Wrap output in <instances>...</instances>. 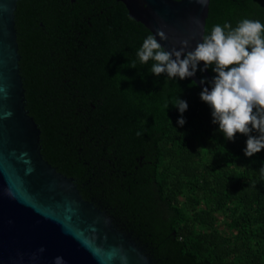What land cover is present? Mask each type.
Masks as SVG:
<instances>
[{
  "label": "trees",
  "instance_id": "trees-1",
  "mask_svg": "<svg viewBox=\"0 0 264 264\" xmlns=\"http://www.w3.org/2000/svg\"><path fill=\"white\" fill-rule=\"evenodd\" d=\"M14 13L25 108L43 158L156 264H264V181L252 184L264 149L245 156L243 134L226 140L189 77L154 75L151 60L131 66L149 31L123 3L18 0ZM245 16L264 20V0H209L204 30ZM177 94L188 102L182 126L171 102L165 108ZM196 142L211 162L204 170ZM176 158L193 178L190 212L178 200ZM233 201L232 237L193 227L213 226V213Z\"/></svg>",
  "mask_w": 264,
  "mask_h": 264
},
{
  "label": "water",
  "instance_id": "water-1",
  "mask_svg": "<svg viewBox=\"0 0 264 264\" xmlns=\"http://www.w3.org/2000/svg\"><path fill=\"white\" fill-rule=\"evenodd\" d=\"M0 0V264H156L107 211L84 199L70 176L40 152L37 123L25 108L14 11ZM170 49L204 31L209 0H117ZM159 39V37H157ZM203 62L201 61V64ZM211 79L207 69L202 71ZM200 89L201 78L189 77Z\"/></svg>",
  "mask_w": 264,
  "mask_h": 264
},
{
  "label": "clouds",
  "instance_id": "clouds-1",
  "mask_svg": "<svg viewBox=\"0 0 264 264\" xmlns=\"http://www.w3.org/2000/svg\"><path fill=\"white\" fill-rule=\"evenodd\" d=\"M164 39L167 35L161 29L149 32L136 49L131 66L135 67L137 61L146 65L151 60L149 72L163 73L168 79H184L198 69L202 72L210 68L213 75L211 79L201 77L199 96L208 105L216 130L226 140L243 134L245 156L264 149V20L245 16L235 25L229 20L214 23L190 50L187 39L179 41L180 47L170 49L161 44ZM169 102L180 113L176 123L182 126L187 100L177 94L174 100L166 101L165 108ZM256 172L253 186L264 181V162ZM53 260L54 264H65L60 255Z\"/></svg>",
  "mask_w": 264,
  "mask_h": 264
},
{
  "label": "rangeland",
  "instance_id": "rangeland-1",
  "mask_svg": "<svg viewBox=\"0 0 264 264\" xmlns=\"http://www.w3.org/2000/svg\"><path fill=\"white\" fill-rule=\"evenodd\" d=\"M195 149L199 151V154L201 157L197 165L200 169L204 170L205 169L204 165L211 163L209 161V156H206L205 154H203V150L198 142L195 143ZM172 164H173L172 172H174L175 174L177 173V176H175V178L177 179V184L181 186V190L178 194V200L186 208V210L190 212L193 208L192 206L189 205V202L187 199V195L191 191L188 186V183L192 182L193 178L186 176L185 174H182L180 172L181 170L180 162L178 161L177 158L174 160ZM198 197L201 200H200V203L196 206V208L204 206L202 202L201 192L198 193ZM238 212H239V202L233 201L229 203L222 210H218L213 213L214 215L213 226L205 227L198 223L192 224V225L193 227H195L196 230H202V231H207V232L211 230H215L221 235L232 237L233 234L235 233V226L232 224L230 219L232 216L237 215Z\"/></svg>",
  "mask_w": 264,
  "mask_h": 264
},
{
  "label": "flooded vegetation",
  "instance_id": "flooded-vegetation-1",
  "mask_svg": "<svg viewBox=\"0 0 264 264\" xmlns=\"http://www.w3.org/2000/svg\"><path fill=\"white\" fill-rule=\"evenodd\" d=\"M71 1H74V0H71ZM16 9V8H15ZM15 12V11H14ZM14 21H15V13H14ZM14 26H15V24H14ZM38 27H39V29L40 28H42L43 27V24H42V21H38ZM16 29V28H15ZM32 29H34V28H32ZM35 29H36V27H35ZM16 35H17V31H16ZM16 39H17V37H16ZM18 43V42H17ZM18 49H19V46H18ZM20 54V53H19ZM20 57H21V55H20ZM20 69V68H19Z\"/></svg>",
  "mask_w": 264,
  "mask_h": 264
}]
</instances>
